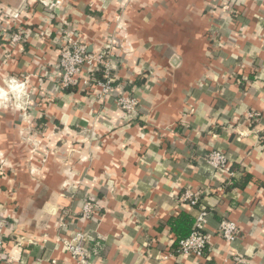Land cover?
Returning a JSON list of instances; mask_svg holds the SVG:
<instances>
[{"label": "crops", "instance_id": "0c3cea01", "mask_svg": "<svg viewBox=\"0 0 264 264\" xmlns=\"http://www.w3.org/2000/svg\"><path fill=\"white\" fill-rule=\"evenodd\" d=\"M67 31L90 54L114 41L110 91L61 86ZM263 134L264 0H0V264H264ZM87 200L100 217H82ZM201 209L205 256L177 253L170 220ZM76 231L85 263L63 245Z\"/></svg>", "mask_w": 264, "mask_h": 264}, {"label": "built area", "instance_id": "2783aa9c", "mask_svg": "<svg viewBox=\"0 0 264 264\" xmlns=\"http://www.w3.org/2000/svg\"><path fill=\"white\" fill-rule=\"evenodd\" d=\"M46 4V3H45ZM10 18L15 21L19 19V13L5 12ZM2 32L3 39L11 44H19L24 40L25 30L19 26V23L4 28ZM113 42L109 43L102 51L96 54H90L87 46L73 37L70 31L66 32L65 37H62L60 43V59L56 64L57 76L62 87L82 85L90 88L93 85H101L104 92L112 89L111 70L112 65L117 62L113 55ZM100 71L104 72L105 81L97 79L96 74ZM118 104L124 111L125 115L131 119L134 118L138 109L139 99L133 93L122 94L118 99ZM264 142V134L261 136ZM208 160L217 169L223 170L228 177L234 176V171L229 165L224 153L219 150L211 151L208 154ZM200 200V191L186 190L180 196V202H190L196 205ZM82 217L85 219H92L100 217V206L94 202L87 200L83 206ZM208 223V211L201 209L196 218L192 233L185 239L180 240L177 246V253L189 254L194 256H205L206 249L209 245V236L205 229ZM5 221L0 217V250L4 247L5 240L2 235ZM220 234L227 240H233L237 237L238 225L228 219L221 221L219 226ZM86 235L82 231H76L73 237H64L63 245L71 253V255L81 263H85L89 257L87 248L84 243Z\"/></svg>", "mask_w": 264, "mask_h": 264}, {"label": "trees", "instance_id": "16d2710c", "mask_svg": "<svg viewBox=\"0 0 264 264\" xmlns=\"http://www.w3.org/2000/svg\"><path fill=\"white\" fill-rule=\"evenodd\" d=\"M96 77L100 81L106 80L104 78V72L103 71L98 72L96 74ZM231 181H233V177H231ZM249 181H250V176L249 175L245 176V178L243 180V185L240 187L245 186ZM230 185H233V183H231ZM233 186H239V185L235 184ZM199 202H200V200H199ZM199 202L196 205H192L190 202H188V203L191 204L192 206L196 207V206H199ZM194 222H195L194 217L192 215L188 214L187 212H184V211L181 212L177 218L170 220L171 228H172L174 235L176 237V247L178 246V243L180 240L187 238L192 233ZM205 254H206V252H205Z\"/></svg>", "mask_w": 264, "mask_h": 264}]
</instances>
